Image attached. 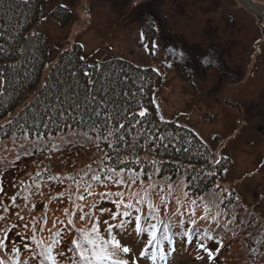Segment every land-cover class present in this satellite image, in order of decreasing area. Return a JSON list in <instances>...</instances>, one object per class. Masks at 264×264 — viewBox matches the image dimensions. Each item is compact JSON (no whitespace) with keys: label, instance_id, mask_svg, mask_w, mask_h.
Returning <instances> with one entry per match:
<instances>
[{"label":"trees","instance_id":"16d2710c","mask_svg":"<svg viewBox=\"0 0 264 264\" xmlns=\"http://www.w3.org/2000/svg\"><path fill=\"white\" fill-rule=\"evenodd\" d=\"M45 1L0 0V48L4 49L3 54H0V74L7 70L6 79L0 75L2 79L0 125L3 126L0 128V152L4 154V156H0V191L4 184L10 182L7 177L9 174L15 173V170L22 171V169L17 170L20 161H29L28 165L33 163L39 168V170L29 169L24 172L23 180L11 183L15 187V194L11 198L18 196L15 202L18 207H13L11 214H9L4 212L3 208L12 203L11 198L4 203L0 202V217L5 218L0 219V235H2L3 230L17 222L15 212L20 209H23L20 214L24 216L25 221H29L31 215H35L37 218L46 215L49 220L48 228L55 231L51 221L57 218L65 219L64 209H72L76 203H80L77 196L82 194V188H78L77 185L81 183L80 178L84 176L85 168L88 169L87 163H84L87 158L85 155L88 154L89 163L95 169L100 165L104 154L111 151L103 144L97 148L93 139L83 135L84 132H89L88 127L73 126L45 130L43 125H40L33 127L31 132L32 142H35L37 132L43 137L39 141L40 147H37L35 151L30 150V154L26 155L20 150V146L25 141L18 133L16 124L13 123L9 126L7 121L11 117H18L23 122V120L28 119L29 113L35 114L33 106L36 100L33 97L35 96L37 100L45 99L43 94L47 93L49 87L52 88L55 95L59 81L65 82L63 88L66 89L69 85L73 88L84 85L91 88L89 81L96 80L98 88L104 84L110 89L106 98L110 101L109 111L123 112L124 109L131 106L132 111L139 112L141 108L137 105L147 109L148 116L145 118V122L138 126L135 132L130 133L129 139L142 129H151L158 135L165 136L169 132H178L181 138L179 140L173 139V142L169 144L167 154H165L163 147L158 146V143L148 144L147 140H141V146H138L133 153L128 154L129 159L125 161V165L132 171H139L142 180L144 179V167L148 166V161L154 159L158 162L162 161L165 171L163 175L154 177V179L163 190H156L155 195L160 197L158 200L147 199L145 205L141 206V210L134 212V216L140 217L139 221H135L134 216L122 218L127 221L125 228L116 229L111 235L115 236L122 246H125L128 244L121 240L119 235L128 233V239L135 243L138 252L144 253L142 255L144 257L142 259L145 260L144 264H164L166 261L186 262L194 257L198 261L200 260L199 254L195 253L196 250L194 252L191 250L200 242L204 243L212 252L214 257L212 262H217L221 260L220 255L225 246L233 241L234 236L241 235L247 250L242 259L248 264H264V222L255 215L252 216L249 207L244 206L241 201L234 202L235 198L240 199L238 195L232 197L231 193L225 189L222 194L218 192L223 188L221 180H223L225 165L231 163L229 158L214 152L206 140L187 125L180 124L173 119H160L161 116L153 96L156 88L163 82L164 78L161 72H154L153 69L156 68L150 65H140L117 56L103 59L99 63H95L93 60L86 61L82 46L78 42L70 43L58 50L56 59L46 69V72H43L50 56V41L45 34L35 30V27L41 21V10ZM50 15L61 26L69 24L74 16L69 6L61 1L51 9ZM145 34L148 35L147 32ZM141 87H143V91H141ZM37 89H40L41 92L38 93ZM29 95L31 96L28 98ZM26 97L27 101H25ZM21 103L23 104L18 108ZM137 119L140 118L137 117ZM89 136L94 138V134L91 132H89ZM165 143L168 141L166 140ZM46 145H51L53 152L44 151ZM65 148H71L70 152H64ZM183 149H188V151L184 152ZM53 153H58V156L64 154L67 157V160H62L64 165L61 170H55L46 163L38 162V159L43 157L51 158ZM123 155L121 159H123ZM137 157L144 162L143 165L134 163ZM215 161H220V163L216 164ZM104 163L115 165V160L104 161ZM192 168H196L197 171L186 172ZM201 169L204 172L215 173V177L210 178L211 183L203 180ZM149 171L151 172V169ZM36 173L42 175L37 178ZM169 175H172V179H165ZM186 176H200L201 179L192 183L193 187L198 186L203 190L196 191L193 195L192 188H189L187 189L189 195L185 197V184L189 182L185 179ZM29 177L32 179L29 180ZM48 177H54V179L49 180ZM69 177L73 179H69ZM87 183L92 184V190L97 193L115 191L118 190V187L122 190V186L104 187L103 181L99 184L91 181H87ZM73 184H75V191L71 192L67 187H72ZM94 184L99 187L93 188ZM217 185L219 187H216ZM36 190H39L43 195H35ZM67 191L70 192V195L76 194L73 201L65 202ZM197 197L201 198L200 207L194 209L197 214L204 215L208 209L213 215L220 212L218 224L208 221L206 225H193L186 222L185 214L176 213L178 207L176 201L183 203L186 199L190 200ZM86 199L91 205L92 198L86 197ZM112 199L114 198L109 197L108 200L101 201L97 198L96 203L100 208L111 209L119 214L122 208L119 205L113 207L112 203L109 202ZM161 200H171L172 203L167 207H160ZM221 201L225 202L223 206H221ZM72 203L75 204L72 205ZM148 203H153V208H148ZM32 205L36 207L33 209ZM129 211L133 212L134 210ZM225 212L229 213L227 217L224 215ZM97 213L87 223L76 222V227L90 232L91 224L96 223L99 236L107 240L109 236L106 233L107 225L104 222L112 221L108 215L100 212L99 208ZM233 214L239 217L238 221L234 219ZM137 224L138 228L136 227ZM149 224L157 226L155 230L157 233L156 240L160 241L158 245L148 243L151 236L145 229L148 228ZM166 230L169 239L164 241L163 236ZM239 230L241 232H238ZM205 232L207 235H204ZM37 235L39 236L40 233ZM44 235L48 240H51V236L47 232ZM90 235L92 238H96V233H90ZM185 237L187 242H184ZM13 239H15L14 236ZM63 239L64 248L58 247L52 253L56 264H66V258L60 257L58 252L69 247L72 239H76L78 242L82 241V236L80 233L66 230L63 233ZM83 245L91 259L92 247L86 241H83ZM11 247L12 244L9 243L8 249ZM107 247L110 252L113 251L110 244ZM154 247L163 249V252H158L155 260L151 259ZM217 249H220L219 252ZM173 250L176 251V256H173ZM123 257L122 259H127L129 254L123 255ZM114 258L119 257L116 255ZM131 258L133 259V256ZM14 259H16L15 254L4 247H0V260L4 261L5 264H12ZM54 261H49L48 264H54Z\"/></svg>","mask_w":264,"mask_h":264},{"label":"rangeland","instance_id":"374dc122","mask_svg":"<svg viewBox=\"0 0 264 264\" xmlns=\"http://www.w3.org/2000/svg\"><path fill=\"white\" fill-rule=\"evenodd\" d=\"M60 1L69 6L74 15L72 21L65 26H61L50 15L51 9ZM112 1L46 0L44 2L41 10V21L35 27V30L45 34L50 41V56L43 72L45 73L46 69L56 59L58 50L73 42L81 44L86 61L93 60V62L99 63L103 59L117 56L158 69L163 74L164 79L154 91L153 98L160 116L187 125L206 140L214 152L229 158L231 163L225 165L223 170V180H221L223 188L218 191L219 194H222L225 189L231 193L232 197L238 195L240 199L235 198L234 202L241 201L244 206L249 207L252 216L255 215L264 222V73L257 79V82H255L256 77L255 80L253 79L255 84L249 88L254 89L256 87V90L260 91L252 93L235 91L238 90L236 88L240 84H243L247 76L238 81V86L233 89V92L210 91L212 85H217V83L214 84L217 78L213 70L210 69L206 73H201V71L198 73L196 68L194 71L189 68L193 72V79L190 83L181 74L179 65L162 58H157L155 61L150 56V49L143 47L144 42L136 43V40L140 38L137 17L133 15L131 18L126 17L124 19L126 15L122 12L123 17H121V13H118L123 1ZM255 2L259 3L260 0ZM183 3L186 4L185 0H170L162 2L160 6V10L168 14L167 22L173 26L178 34L184 32L185 22H182L181 19L178 21ZM171 10L173 14L170 13ZM261 36L264 38L262 30ZM242 46L245 47V51L255 50V48L261 49L262 47L260 42L255 44L248 39ZM168 64H171L172 67H168ZM258 68H262V65H258ZM246 69L250 70V67L246 66ZM1 83L0 77V87ZM225 83L226 81L221 80V85ZM232 83L236 84V81ZM25 101H27V97ZM246 110L247 112H245ZM70 149L65 148L63 151L70 152ZM43 150L48 153L53 152L51 145H46ZM57 154L53 153L49 159L40 158L38 162L46 163L55 170H61L64 165L62 160H67V157L64 154L60 156ZM1 155L4 156L2 152H0ZM85 157L87 158L84 163H87L86 166L89 167L90 158L88 154ZM28 162L20 161L17 170L22 169V171L15 170V173L7 176L10 182L1 188V203L6 202L15 194V187L11 183L23 180L24 172L29 169L39 170L35 164L28 165ZM87 179L86 183L87 181L95 182L90 178ZM94 187L99 186L94 184ZM67 189L71 192L75 191V184L72 187H67ZM35 195L42 196L43 194L36 190ZM65 196V202L73 201L76 194L70 195V192L67 191ZM159 198L158 195L154 196L149 193L147 199L153 201ZM74 204L72 203V205ZM128 235L125 233L119 237L133 249V259H137L136 254L140 251L138 252L135 243L128 239ZM194 250H196L195 253L199 254L200 260L197 261V258L194 257L186 262L166 261L164 264H248L242 259L247 250L241 235L234 236L233 241L225 246L220 255L221 260L217 262L207 259V254L197 246L191 251L194 252ZM176 254V251L173 250V256ZM116 255L122 259L124 258L123 255L126 254L118 252ZM142 258L144 257H138L137 264H144L145 260Z\"/></svg>","mask_w":264,"mask_h":264},{"label":"snow or ice","instance_id":"6c2138e0","mask_svg":"<svg viewBox=\"0 0 264 264\" xmlns=\"http://www.w3.org/2000/svg\"><path fill=\"white\" fill-rule=\"evenodd\" d=\"M145 26L155 29V25L152 24H146ZM145 38V32L141 31V41L143 42ZM143 46L146 49L150 47L155 48L156 43L155 41L149 40L148 43ZM3 52L4 49L0 48V54H3ZM173 54L180 59H184L183 52H174ZM204 62L208 63L209 61L205 58ZM167 66L172 67L171 64H168ZM153 71L157 73L159 72L158 69H153ZM6 74L7 70L0 75H3L6 79ZM64 83V81L57 82L58 90L55 92V95L53 94L52 88L49 87L47 93L43 94L45 95V99L37 100L34 96L33 99L36 100V103L33 106L35 114L29 113L28 119L21 122L18 117H11L7 121L9 126L13 123L16 124L18 133L25 141V143L20 146V150L28 155L30 154V150L35 151L37 147H40L39 141L43 137L37 132L36 140L35 142H32L31 132L33 127L43 125L45 130H52L53 128H70L73 126L88 127L89 132L94 134V138L89 136V132H84L83 135L89 139H93L97 148H100L101 144H103L111 149V151L104 154L103 160L95 169L89 165L84 176L80 178L81 183L77 185L78 188H82V194L77 196V200L80 201V203H76L72 209H64L63 215L65 216V219L62 220L57 218L56 220L51 221L52 228H54L55 231L48 228L49 220L46 215H42L40 218L31 215L30 220L25 221L24 216L20 214V211L23 209H20L15 212L17 222L3 230L2 235H0V247H4L6 250L15 254L16 259L12 260V264H48L49 261H54L52 255L53 250L58 247L61 249L64 248L65 242L63 239V233L67 230L80 233L82 241L78 242L76 239H72L69 247L64 251L58 252L60 257L66 258V264H137L138 257L142 256L144 253L141 251L136 254L137 259H132L131 256L133 249L129 246H122L116 237L111 235V233L116 229L125 228L127 221L122 218L133 217L134 212H139L141 206L145 205L149 193H152L155 196L156 190H163L161 189V186L155 182L154 177L163 175L165 169L162 161L158 162L155 159L148 161V166L144 167V179L142 180L141 173L127 168L125 161L129 159L128 154L133 153L138 146H141V140H147L148 144L158 143V146L163 147L165 154H167V149L169 144L173 142V139H181L179 133L169 132L165 136L158 135L151 129H142L129 139L128 137L130 133L135 132L138 126L145 122V118L148 116L146 108L137 105L141 108L139 112L132 111L131 106L124 109L123 112L109 111L108 105L110 101L106 98L108 97L110 89L105 87L104 84H101L98 88L97 81L90 80L89 83L91 84V88L87 85L77 86L76 88L69 85L65 89L63 88ZM141 91H143V87H141ZM37 92L40 93L41 90L37 89ZM101 92L103 93L102 95ZM97 97H99V99H97ZM137 117L140 119H137ZM160 119H163V117L161 116ZM2 127L3 126L0 125V128ZM166 140L168 143H165ZM183 151L187 152L188 149H183ZM122 154H124L123 159H121ZM108 160H115V165L104 163V161ZM134 163L143 165L144 162L137 157ZM215 163L219 164L220 161H215ZM149 169H151V172ZM195 171H197L196 168L186 170V172L189 173ZM200 171L203 174V180H207L208 183H211L210 178H214L215 173L211 171L204 172L203 169ZM35 175L39 178L42 174L36 173ZM173 175H175V173H173ZM87 178H90L98 184L103 181L104 187H110L111 185L122 186V190L118 187V190L115 191L94 192L92 190V184L86 183ZM28 179L31 180L32 177H29ZM48 179L52 180L54 177H48ZM69 179L73 178L69 177ZM165 179L171 180L172 175L166 176ZM185 179L189 181L185 184V197L189 195V192L187 191L189 188H192L193 195H195L196 191L203 190L198 186L193 187L192 183L193 181L201 179L200 176H186ZM145 181H147V183H145ZM21 183L23 184L24 182ZM205 187H207V185H205ZM216 187H219V185ZM86 197L92 198L91 205H89ZM109 197L114 198L109 201L112 203L113 207L117 205L121 206L122 210L119 214L113 212L111 209L100 208L96 203L97 198L104 201L108 200ZM17 198L18 196H13L11 198L12 203L4 207L3 211L11 214V209L13 207H18L15 203ZM171 203V200H161L160 207H167ZM176 203L178 205L176 213L185 214L187 223L197 226L200 224L206 225L208 221H211L213 224L219 223L220 212L213 215L211 210L208 209L205 211L204 215H198L194 210L200 207V197L190 200L186 199L183 203L176 201ZM224 203V201H221V206H223ZM32 207L34 209L36 206L32 205ZM147 207L153 208V203H148ZM98 208L100 212L108 215L110 221H112L104 222L107 225L106 233L109 236L107 240H104L99 236L96 223L91 224L90 232L76 227V222L83 224L91 221L92 217L98 214ZM129 210L134 211L130 212ZM228 214L229 213L225 212V217H227ZM233 215L234 219L238 221L239 217L235 216V214ZM0 219L5 218L0 217ZM134 220L139 221L140 217L134 216ZM136 227H139L138 224ZM156 227L155 224H149L148 228L145 229L151 236V239L148 241L149 244L155 243L158 245L160 243V241L156 240ZM46 232L51 236V240H48L45 237L44 234ZM37 233H40V235L38 236ZM90 233H96V238H92ZM204 235H207V233L205 232ZM13 236L15 239H13ZM208 238L211 239V237ZM168 239L169 237L166 230L163 240L167 241ZM83 241H86L93 249L91 252V259L89 258L87 250L84 248ZM184 242H187L186 237L184 238ZM9 243L12 244L10 249H8ZM109 244L113 249L111 252L107 247ZM197 247L207 254V259H214L212 252L209 251L204 243H198ZM219 250L220 249H217V252H219ZM118 252L129 254V258H114ZM158 252H163V249L154 247L151 259L155 260ZM25 256L27 257L26 259L24 258ZM0 264H5V262L0 260ZM54 264H56L55 261Z\"/></svg>","mask_w":264,"mask_h":264},{"label":"flooded vegetation","instance_id":"af4514ba","mask_svg":"<svg viewBox=\"0 0 264 264\" xmlns=\"http://www.w3.org/2000/svg\"><path fill=\"white\" fill-rule=\"evenodd\" d=\"M122 1L118 11L121 17L123 14L126 15L124 19L134 15L139 22V32L148 33L143 45L149 40L155 41V48H147L150 49V56L155 61L162 58L179 65L181 74L190 83L195 68L198 73L213 70L217 78L214 84L217 85H212L210 91L233 92L238 86V81L244 76H247L245 81L235 91L246 93L260 91L249 86L255 84V77L257 82L264 73V38H261V30L264 33V17H257L237 0H185L186 4L183 3L178 18V21L181 19L185 22L184 32L178 34L167 22L168 14L160 10L162 2L170 0ZM259 3H264V0H260ZM170 13L173 14L172 10ZM146 24L155 25V29L158 30L145 26ZM246 39L255 44L260 42L261 49L245 51L242 45ZM138 42H142L140 38L136 40V43ZM174 52H183L184 59L175 56ZM205 58L208 63L204 62ZM258 65H262V68H258ZM246 66L250 67V70L246 69ZM189 68L193 70L190 71ZM258 74L260 75L257 76ZM221 80L226 83L221 85ZM234 81L236 84L232 83Z\"/></svg>","mask_w":264,"mask_h":264},{"label":"water","instance_id":"95a60500","mask_svg":"<svg viewBox=\"0 0 264 264\" xmlns=\"http://www.w3.org/2000/svg\"><path fill=\"white\" fill-rule=\"evenodd\" d=\"M243 7L254 13L257 17H264V3H257L254 0H238Z\"/></svg>","mask_w":264,"mask_h":264}]
</instances>
